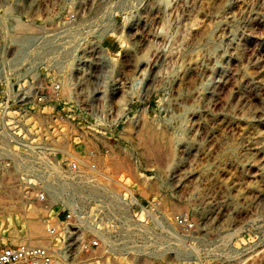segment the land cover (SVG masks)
<instances>
[{
  "label": "rangeland",
  "instance_id": "obj_1",
  "mask_svg": "<svg viewBox=\"0 0 264 264\" xmlns=\"http://www.w3.org/2000/svg\"><path fill=\"white\" fill-rule=\"evenodd\" d=\"M260 3L0 0V220L6 212L16 220L0 229V245H41V238L55 243L42 246L56 264H264V201L248 206L236 223L203 225L169 179L203 93L226 62L209 64L182 94L185 69L203 44L239 37L243 11ZM200 25L205 33L196 40ZM79 60L89 68L73 69ZM148 127L165 131L169 143L147 135ZM203 165L190 182L220 189L219 181L202 178ZM232 175L238 169L230 166L220 179ZM85 185L134 189L141 203L130 207L133 216L113 204L100 207L108 198ZM51 187H59L60 197ZM42 191L47 202L37 197ZM30 207L46 215L45 238L25 232ZM59 220L84 224L86 232H74L68 246ZM91 234L100 247L84 250L80 236Z\"/></svg>",
  "mask_w": 264,
  "mask_h": 264
},
{
  "label": "bare ground",
  "instance_id": "obj_2",
  "mask_svg": "<svg viewBox=\"0 0 264 264\" xmlns=\"http://www.w3.org/2000/svg\"><path fill=\"white\" fill-rule=\"evenodd\" d=\"M243 13L246 18L240 36L227 37L223 46L203 44L185 69L180 89L182 94L187 93L196 78H203L209 72V64L217 63L219 58L226 62L219 66L216 78L203 93L192 131L183 139L178 159L169 166V179L185 191L183 197L199 214L203 225L225 227L236 223L237 216L248 206L261 205L264 201V130L261 129L264 127V0L255 8H246ZM204 33L205 25H200L195 31V39H200ZM107 52L110 54L109 50ZM169 112L174 116L172 109ZM146 134L163 144L169 143L165 131L157 132L148 127ZM203 162L202 178L219 181L220 189L214 190L201 181L190 182V177L198 172ZM230 166L238 169V175L228 177L225 182L220 175ZM141 177L144 178L142 173ZM51 188L53 195L60 197L59 187ZM86 188L85 185L83 190ZM74 189L79 190V187ZM88 189L108 198V202L101 200L98 206L113 204L121 211L125 208L129 216H133L129 211L132 204L141 203L134 189L127 188L128 194L109 192L104 188L97 191V187L91 186ZM57 203L55 199L51 201V205ZM44 208L50 211L48 206L44 205ZM26 217L28 220L24 218L23 221H28L25 232L34 239L43 235L45 238L44 212L30 207ZM1 221L0 229L6 224L16 226L14 215L7 212L4 222ZM40 239L36 244L49 249L55 246V243Z\"/></svg>",
  "mask_w": 264,
  "mask_h": 264
},
{
  "label": "built area",
  "instance_id": "obj_3",
  "mask_svg": "<svg viewBox=\"0 0 264 264\" xmlns=\"http://www.w3.org/2000/svg\"><path fill=\"white\" fill-rule=\"evenodd\" d=\"M83 68L87 70L89 67L85 66V60H79L74 65L73 69ZM75 166V163H72ZM41 202H47L46 194L42 191L37 196ZM69 211V210H68ZM70 212V211H69ZM72 213H68L67 217H70ZM59 228L64 229L66 234V239L64 243L66 245L72 244L76 237L74 236V232L79 231L81 234H85V227L80 225V227H75L72 224L66 225L63 221L59 220ZM47 230L49 233H56V227L54 224L49 223L47 225ZM78 244L84 250H92L93 248L100 247V238L95 234H91V236H80ZM66 247V246H65ZM0 264H56L53 260L49 250L47 247L42 245H33L31 243L21 242L17 244L10 245H0Z\"/></svg>",
  "mask_w": 264,
  "mask_h": 264
}]
</instances>
